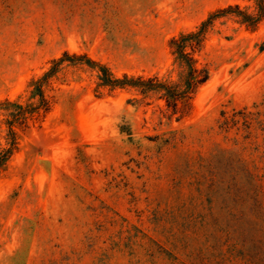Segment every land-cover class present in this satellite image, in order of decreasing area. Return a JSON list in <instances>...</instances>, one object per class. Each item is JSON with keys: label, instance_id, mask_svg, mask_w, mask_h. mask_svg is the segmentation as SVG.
<instances>
[{"label": "rangeland", "instance_id": "rangeland-1", "mask_svg": "<svg viewBox=\"0 0 264 264\" xmlns=\"http://www.w3.org/2000/svg\"><path fill=\"white\" fill-rule=\"evenodd\" d=\"M259 14L257 0H0V264H264ZM206 22L209 80L182 119L161 92L101 79L180 85L171 42Z\"/></svg>", "mask_w": 264, "mask_h": 264}, {"label": "trees", "instance_id": "trees-1", "mask_svg": "<svg viewBox=\"0 0 264 264\" xmlns=\"http://www.w3.org/2000/svg\"><path fill=\"white\" fill-rule=\"evenodd\" d=\"M257 7L259 9V16L264 13V0H257ZM211 19H209L210 21ZM208 21V22H209ZM204 23L198 32H192L186 35H182L179 39H173L171 45L175 48V54L177 59L185 68V74L180 85L168 84L157 79L143 80L129 79H112L107 68L98 66L95 62L87 59L89 65L100 67L102 72V80L106 85L114 87L133 86L139 88L142 93L146 94L151 91H158L163 94L166 101L167 108L171 111L172 115H178L179 119H182L188 114L191 108V102L196 90L205 84L209 80V72L206 68H199L198 61L195 59L194 54L198 52L202 44V35L204 33L207 23ZM190 49V52H187ZM38 96L44 99L42 91L37 88ZM244 120V125L249 127L248 122L250 113L244 111L237 113ZM225 116V113H223ZM237 116V115H236ZM226 118V117H225ZM232 119V121L238 124V120ZM230 119L226 118L223 125L227 126L230 123Z\"/></svg>", "mask_w": 264, "mask_h": 264}]
</instances>
